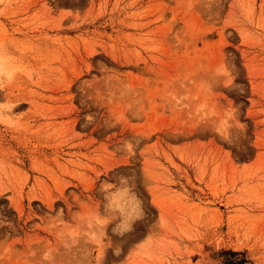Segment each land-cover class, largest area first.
<instances>
[{
    "label": "rangeland",
    "instance_id": "374dc122",
    "mask_svg": "<svg viewBox=\"0 0 264 264\" xmlns=\"http://www.w3.org/2000/svg\"><path fill=\"white\" fill-rule=\"evenodd\" d=\"M240 260L264 264V0H0V264Z\"/></svg>",
    "mask_w": 264,
    "mask_h": 264
},
{
    "label": "trees",
    "instance_id": "16d2710c",
    "mask_svg": "<svg viewBox=\"0 0 264 264\" xmlns=\"http://www.w3.org/2000/svg\"><path fill=\"white\" fill-rule=\"evenodd\" d=\"M233 254H235V253H233ZM235 264H242V261L241 260L237 261Z\"/></svg>",
    "mask_w": 264,
    "mask_h": 264
},
{
    "label": "clouds",
    "instance_id": "9594fccd",
    "mask_svg": "<svg viewBox=\"0 0 264 264\" xmlns=\"http://www.w3.org/2000/svg\"><path fill=\"white\" fill-rule=\"evenodd\" d=\"M47 258H48V254L46 253V254H45V259H47Z\"/></svg>",
    "mask_w": 264,
    "mask_h": 264
}]
</instances>
